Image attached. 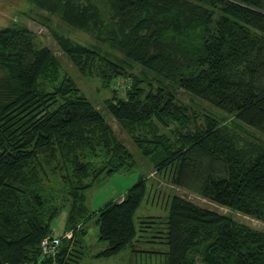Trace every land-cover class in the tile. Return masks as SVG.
<instances>
[{
  "label": "trees",
  "instance_id": "16d2710c",
  "mask_svg": "<svg viewBox=\"0 0 264 264\" xmlns=\"http://www.w3.org/2000/svg\"><path fill=\"white\" fill-rule=\"evenodd\" d=\"M98 44L54 33L85 77L112 92L104 108L141 155L188 195L264 222V0H29ZM141 68L137 75L135 66ZM125 80L130 86L117 85ZM178 90L224 114L196 111ZM174 125L175 128L170 130ZM134 154L43 39L25 23L0 28V258L7 264H79L87 224L108 259L139 233L168 246L166 264H264V231L198 205L169 201L166 221L135 223L145 178L97 212L87 192L136 168ZM66 210L56 255L42 242ZM67 238V237H66ZM138 250H134L137 252Z\"/></svg>",
  "mask_w": 264,
  "mask_h": 264
},
{
  "label": "rangeland",
  "instance_id": "374dc122",
  "mask_svg": "<svg viewBox=\"0 0 264 264\" xmlns=\"http://www.w3.org/2000/svg\"><path fill=\"white\" fill-rule=\"evenodd\" d=\"M11 23H25L32 31L37 33L45 42V44L53 51L62 63V72L71 76L78 87L81 89L89 100H91L98 109L105 116L108 124L115 131L118 138L130 149L135 156L136 168L132 171H120L112 176L105 178L102 182L92 187L87 192V205L91 212H97L109 202L118 199L125 194L132 186H134L140 178H145L148 185V194L143 201L141 207L135 215V223L138 228L139 222L145 217L154 216L160 217L162 222L166 221L169 213V201L175 195H183L190 197L198 205L215 211L219 214L231 216L236 221L245 223L252 228L264 231V222L254 219L252 217L243 215L241 213L232 211L231 209L219 206L208 200L200 197H195L186 194L179 187H177L172 178V174H165L156 170V168L149 163L139 152L135 137L122 126L107 112L103 104L105 99L112 97V92L103 87L102 81L95 77H85L79 73L74 64L60 49L55 41L54 33L63 34L73 41L83 45H97L104 50H108L106 46L98 44L94 39L84 32L74 30L64 24L58 15H53L42 11L34 6L29 0H0V28L5 27ZM141 68L135 66L133 73L137 75ZM178 101L183 105H188L198 112L203 110L213 111L219 117L224 114L218 112L216 109L194 98L189 93L178 90ZM172 125L170 130L174 129ZM246 132L254 137L264 140V137L251 128L244 127ZM66 210L62 211L54 223V234H62L64 231L66 221ZM163 224H155L147 233L140 232L139 241L135 242L133 247L128 248L108 259L94 258V254L107 248V243L99 241L98 225L96 219L92 217L87 224V234L84 238V251L86 256L79 264H166L167 255L165 252L168 246L163 244L160 239L152 238L156 236V232L163 229ZM73 232L65 235L64 239L70 240ZM67 237V238H66ZM134 250H138L134 252Z\"/></svg>",
  "mask_w": 264,
  "mask_h": 264
},
{
  "label": "built area",
  "instance_id": "2783aa9c",
  "mask_svg": "<svg viewBox=\"0 0 264 264\" xmlns=\"http://www.w3.org/2000/svg\"><path fill=\"white\" fill-rule=\"evenodd\" d=\"M117 85L130 86V84L125 80H117ZM61 244V238L59 236H54L52 238H46L42 242V251L44 255H56L57 249Z\"/></svg>",
  "mask_w": 264,
  "mask_h": 264
},
{
  "label": "water",
  "instance_id": "95a60500",
  "mask_svg": "<svg viewBox=\"0 0 264 264\" xmlns=\"http://www.w3.org/2000/svg\"><path fill=\"white\" fill-rule=\"evenodd\" d=\"M0 264H7L0 258Z\"/></svg>",
  "mask_w": 264,
  "mask_h": 264
},
{
  "label": "crops",
  "instance_id": "0c3cea01",
  "mask_svg": "<svg viewBox=\"0 0 264 264\" xmlns=\"http://www.w3.org/2000/svg\"><path fill=\"white\" fill-rule=\"evenodd\" d=\"M63 233H64V231H63ZM63 233H62V234H63ZM62 234H58L57 232H55V234H54V235H60V236H61Z\"/></svg>",
  "mask_w": 264,
  "mask_h": 264
},
{
  "label": "bare ground",
  "instance_id": "6f19581e",
  "mask_svg": "<svg viewBox=\"0 0 264 264\" xmlns=\"http://www.w3.org/2000/svg\"><path fill=\"white\" fill-rule=\"evenodd\" d=\"M56 236V235H55ZM53 237V236H52Z\"/></svg>",
  "mask_w": 264,
  "mask_h": 264
}]
</instances>
